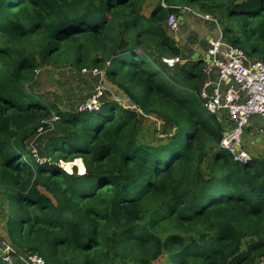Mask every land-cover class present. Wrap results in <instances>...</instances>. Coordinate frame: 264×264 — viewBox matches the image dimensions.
Returning <instances> with one entry per match:
<instances>
[{
	"label": "trees",
	"instance_id": "16d2710c",
	"mask_svg": "<svg viewBox=\"0 0 264 264\" xmlns=\"http://www.w3.org/2000/svg\"><path fill=\"white\" fill-rule=\"evenodd\" d=\"M149 4L0 0L2 232L45 264H264L263 161L239 164L219 148L222 128L197 97L202 62L182 67L176 82L159 61L180 55L166 20L184 6L221 18L223 38L248 57L264 53V0ZM58 61L102 70L174 133L139 143L138 113L116 103L61 111L29 89ZM46 127L54 135L34 156L27 141ZM76 159L84 174L59 166Z\"/></svg>",
	"mask_w": 264,
	"mask_h": 264
},
{
	"label": "built area",
	"instance_id": "2783aa9c",
	"mask_svg": "<svg viewBox=\"0 0 264 264\" xmlns=\"http://www.w3.org/2000/svg\"><path fill=\"white\" fill-rule=\"evenodd\" d=\"M162 6L165 7L164 4ZM179 9L182 12H190L198 18L215 22L209 16L193 13L186 7ZM166 28L172 34L179 32L180 21L175 14L168 16ZM208 45V60L203 64L202 73L209 75V78L202 81L197 97L202 107L215 116L219 125L222 123L220 112L226 113L229 128L222 133L219 148L227 151L234 162L243 164L254 159L242 148L243 135L250 118L258 116L264 121V61L252 59L240 48L226 42L221 29H218L215 38L208 41ZM160 60L170 69L185 63L180 57L165 56ZM81 71L94 75L100 74L102 78L104 76V72L102 70L98 72L97 68H83ZM102 78L99 76V81L94 90L92 89L89 98L80 104L79 112L97 111L105 103L106 89L103 84L105 78ZM132 110L140 114V110L135 106ZM41 131L42 129L38 130V132ZM260 160L264 163V158ZM0 259L4 264H45L41 256L18 251L1 236ZM257 264H263V261L260 260Z\"/></svg>",
	"mask_w": 264,
	"mask_h": 264
},
{
	"label": "rangeland",
	"instance_id": "374dc122",
	"mask_svg": "<svg viewBox=\"0 0 264 264\" xmlns=\"http://www.w3.org/2000/svg\"><path fill=\"white\" fill-rule=\"evenodd\" d=\"M157 0H149V3L153 5ZM244 0H238V2H241ZM149 4V6H151ZM148 6V7H149ZM185 7V6H184ZM144 13H148L150 8L147 7L144 8ZM193 9V10H192ZM191 10L195 13L200 14V12L192 8ZM191 17L194 20L189 21L186 20V22L181 21L180 31H188L190 30V26L192 25H199V23H203V21L197 20L194 15H191ZM212 17V16H211ZM215 22H218L220 29L223 27V21L220 18H214L212 17ZM204 24V23H203ZM205 27H210L208 24H204ZM215 28V27H214ZM217 29V27H216ZM194 32L193 30H190ZM217 31V30H216ZM189 37V34H187ZM170 36H172L170 34ZM226 41V40H225ZM228 42V41H226ZM229 43V42H228ZM248 48V47H246ZM156 58V55H153ZM264 56V53L261 51H256L251 55V58L256 59H262ZM161 62V60L159 59ZM177 65L174 67L176 68ZM173 68V69H174ZM89 69V68H87ZM98 72H100V69H97ZM166 72V75L169 77L170 80L180 79L179 74L177 72L172 71L171 73L169 71ZM99 76L102 75H94L91 73H83L82 71L78 72L71 68L68 63L58 61L53 65H46L42 68H39L37 72L35 73V82L38 85L37 88L33 89L29 87V89L37 94H39L44 100H47L49 103L55 105L57 108H59L61 111H69V112H79L78 109L81 106L80 104L82 102H85L91 93V90L95 88L99 81ZM94 78V79H93ZM104 79V76L103 78ZM177 82V81H176ZM103 84L105 87V103H116L120 107L128 110H132L134 108L132 102L124 95V93L118 89L117 87L110 84L108 81L103 80ZM184 86V83H182ZM176 89V88H174ZM134 111V110H132ZM139 115V121H138V127H139V134L137 136V140L139 143H146V144H152V145H158L160 143H165L168 139V134L172 135L173 132V125L169 123L168 121L164 120L161 116H155L151 113H143L140 111ZM54 135V131L52 130V127H46L43 128L41 132H38L34 136H32L27 141V145L30 147L31 152L34 156H41L43 157L44 147L45 143L48 138L52 137ZM163 139L162 141H159L158 139ZM80 160V159H76ZM71 163H63L60 162L59 166L62 167L66 173L67 171H70L72 173V167H76V173L78 175L84 174L85 168L83 166L82 161L80 160V163L75 164V161ZM208 159H206L204 162H207ZM81 169H83V173H81ZM203 171H205V164L202 165ZM6 209H7V201L3 197V195H0V226L5 227L6 222ZM2 229L0 227V236L2 238H5L4 233L2 232ZM6 239V238H5ZM258 262V261H256Z\"/></svg>",
	"mask_w": 264,
	"mask_h": 264
},
{
	"label": "crops",
	"instance_id": "0c3cea01",
	"mask_svg": "<svg viewBox=\"0 0 264 264\" xmlns=\"http://www.w3.org/2000/svg\"><path fill=\"white\" fill-rule=\"evenodd\" d=\"M148 8V7H147ZM191 15H193L190 12H182V14L178 17V20L186 22L190 20H194ZM196 17V16H195ZM197 20L203 21L204 24L210 25V27H205L203 23H199V25H191L190 30L194 29L193 31H181L180 35L179 32L176 34L170 33L167 28L166 31L173 38L175 42V46L178 48L181 59L185 62L184 65H177L176 68H167L166 71H169L170 73L172 71L177 72L180 77V70L181 68H185L186 70H190L191 66L194 62H202L205 64V62L208 60L207 55V49H208V41L210 39H213L218 34V29H220V26L218 22H212L208 20H204L202 18L196 17ZM215 27V28H214ZM217 27V29H216ZM181 30V29H180ZM179 30V31H180ZM217 30V31H216ZM189 34V37L188 35ZM196 57V59H193ZM204 65H202V68ZM209 78V75H205L202 73V76L199 80L198 88L201 86L202 81ZM214 78V77H212ZM179 80V79H176ZM92 91V90H91ZM220 116L222 118L221 128L224 132L225 129L229 128L228 118L224 111L220 112ZM242 148L246 150L251 157L254 159H261L264 158V121L258 117L253 116L250 118L249 124L245 129L244 135H243V144ZM3 226V225H2ZM0 226L1 228H4Z\"/></svg>",
	"mask_w": 264,
	"mask_h": 264
},
{
	"label": "bare ground",
	"instance_id": "6f19581e",
	"mask_svg": "<svg viewBox=\"0 0 264 264\" xmlns=\"http://www.w3.org/2000/svg\"><path fill=\"white\" fill-rule=\"evenodd\" d=\"M78 163H80V160H76V161H75V164H78Z\"/></svg>",
	"mask_w": 264,
	"mask_h": 264
},
{
	"label": "snow or ice",
	"instance_id": "6c2138e0",
	"mask_svg": "<svg viewBox=\"0 0 264 264\" xmlns=\"http://www.w3.org/2000/svg\"><path fill=\"white\" fill-rule=\"evenodd\" d=\"M81 173H83V169H81Z\"/></svg>",
	"mask_w": 264,
	"mask_h": 264
},
{
	"label": "water",
	"instance_id": "95a60500",
	"mask_svg": "<svg viewBox=\"0 0 264 264\" xmlns=\"http://www.w3.org/2000/svg\"><path fill=\"white\" fill-rule=\"evenodd\" d=\"M193 59H196V57H194Z\"/></svg>",
	"mask_w": 264,
	"mask_h": 264
},
{
	"label": "clouds",
	"instance_id": "9594fccd",
	"mask_svg": "<svg viewBox=\"0 0 264 264\" xmlns=\"http://www.w3.org/2000/svg\"><path fill=\"white\" fill-rule=\"evenodd\" d=\"M81 175V174H80Z\"/></svg>",
	"mask_w": 264,
	"mask_h": 264
}]
</instances>
